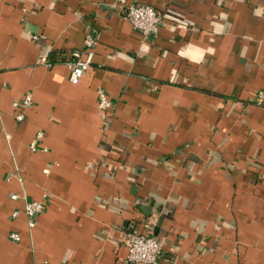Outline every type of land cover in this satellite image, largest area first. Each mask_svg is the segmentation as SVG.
I'll use <instances>...</instances> for the list:
<instances>
[{
	"label": "crops",
	"instance_id": "crops-1",
	"mask_svg": "<svg viewBox=\"0 0 264 264\" xmlns=\"http://www.w3.org/2000/svg\"><path fill=\"white\" fill-rule=\"evenodd\" d=\"M14 193L45 201L33 227ZM127 222L161 264H264V0H0V264H132Z\"/></svg>",
	"mask_w": 264,
	"mask_h": 264
},
{
	"label": "built area",
	"instance_id": "built-area-1",
	"mask_svg": "<svg viewBox=\"0 0 264 264\" xmlns=\"http://www.w3.org/2000/svg\"><path fill=\"white\" fill-rule=\"evenodd\" d=\"M126 17L132 22L135 28L143 31L147 35L158 33L163 21V15L153 5L141 2L130 3L126 9ZM95 44L96 39L92 31L88 28L84 38V48L82 50L72 51L71 56L73 55V58L69 57L65 61L71 67L70 79L73 83H78L90 68ZM97 97L101 116L107 121L110 118V109L113 106V102L103 87L97 89ZM32 104L33 97L31 93H28L20 101H14L13 106L19 109L15 115L16 119L19 121L24 120L25 114L21 109L30 107ZM41 137L42 132H38L34 137L31 143L33 150L38 149ZM12 198L24 199L23 211L27 215L29 226L33 227L36 223L37 216L45 209V201L30 198L27 195H21L19 193L12 194ZM20 211L21 209H15L12 213L13 217H17ZM124 237L128 250L127 261L129 263L161 264L162 260L166 258L164 243L152 233L140 231L135 225H130L129 228L124 229ZM10 238L13 241H19L21 235L18 231H12L10 232Z\"/></svg>",
	"mask_w": 264,
	"mask_h": 264
},
{
	"label": "trees",
	"instance_id": "trees-1",
	"mask_svg": "<svg viewBox=\"0 0 264 264\" xmlns=\"http://www.w3.org/2000/svg\"><path fill=\"white\" fill-rule=\"evenodd\" d=\"M56 54H55V51L53 52H51V51H49V53H48V59H49V62L50 63H53L54 61H55V58H56V56H55ZM72 58H73V55L71 56ZM126 227L125 228H129L130 227V223H126V225H125Z\"/></svg>",
	"mask_w": 264,
	"mask_h": 264
}]
</instances>
